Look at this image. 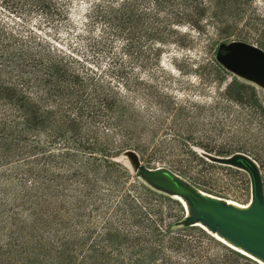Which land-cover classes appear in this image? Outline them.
I'll use <instances>...</instances> for the list:
<instances>
[{
	"label": "trees",
	"instance_id": "trees-1",
	"mask_svg": "<svg viewBox=\"0 0 264 264\" xmlns=\"http://www.w3.org/2000/svg\"><path fill=\"white\" fill-rule=\"evenodd\" d=\"M241 10L239 0H0V264H258L186 222L180 201L116 159L131 150L144 168L193 189L212 179L201 163L214 164L195 147L211 154L215 146L219 166H236L242 154L262 165L257 134L195 141L204 109L225 120H244L243 109L264 118L251 85L223 78L233 43H249L235 35ZM202 21L219 83L208 102L163 86L174 76L159 59L167 45L188 44L187 27ZM71 28L83 50L66 43Z\"/></svg>",
	"mask_w": 264,
	"mask_h": 264
},
{
	"label": "rangeland",
	"instance_id": "rangeland-1",
	"mask_svg": "<svg viewBox=\"0 0 264 264\" xmlns=\"http://www.w3.org/2000/svg\"><path fill=\"white\" fill-rule=\"evenodd\" d=\"M241 12L237 17L236 36L247 37L246 45L233 43L231 51L228 56L223 58L221 62L223 69V78L228 81L231 77L238 81L249 84L253 87L255 94L264 107V46L259 47V43L264 41V0H239ZM83 6H78V2L74 1L70 9V16L77 27L81 28L84 17ZM205 24L199 30L195 27L193 29L187 27L186 31L192 35L187 39L185 46L167 45L162 49L160 54V66L174 77L164 81L165 86L172 93L188 95L197 102H208L216 96L217 86L219 83L213 79V48L214 45H209V39L213 37L211 25L202 21L201 25ZM196 25V24H195ZM184 27V26H183ZM75 29L71 28L68 33L67 44H76L78 47L86 48V41L78 39L75 35ZM211 37V38H210ZM259 39L258 45L255 40ZM62 45L65 44L62 42ZM231 46V45H230ZM67 48V45H66ZM105 62V60L103 61ZM134 72H138L139 68L133 65ZM153 71V68L144 67V71H139V74L145 75ZM223 85V83H222ZM139 103V99H137ZM207 109L198 114V121L201 122L195 126V141L205 144L208 141L204 139L203 135H212L215 143H221L227 136L241 135L250 137L257 134V141H259L262 148V155L260 162L262 165H257L250 156L242 154L251 166L253 176L248 169L239 164L217 165L216 161H223L220 156L213 155L215 146L210 147L211 154L195 147L197 157L202 159H209L213 161V166L202 164L205 167L206 175L212 179L205 180V188L193 189V187L180 177L173 176V178L164 174L160 170H152L144 168L137 155L131 150L122 151L117 156V161L121 163L131 176L137 182L144 186L166 195L176 194L173 179L184 183L186 187L192 191L193 200H201L206 203H212L222 207L230 208L227 202H235L240 205H248L247 208L240 211L245 212L252 208L253 205V188L254 182L257 181L259 193L264 205V118L257 117L246 109H243L239 116L244 117V120H232L233 115H230V120L214 118L208 116ZM220 121H218V120ZM261 119V120H260ZM211 127V129H210ZM243 130V132H241ZM246 132H245V131ZM258 132V133H257ZM225 137V138H224ZM211 145V144H210ZM201 152L203 156L199 155ZM239 165V166H237ZM210 174V175H209ZM204 190V191H203ZM204 192L212 196H206L200 193ZM176 199V198H175ZM189 215L184 217L186 222L195 223L197 214L194 205L189 201ZM198 227V226H197ZM201 228V227H199ZM207 235L211 236L212 227L207 225V228H201Z\"/></svg>",
	"mask_w": 264,
	"mask_h": 264
},
{
	"label": "water",
	"instance_id": "water-1",
	"mask_svg": "<svg viewBox=\"0 0 264 264\" xmlns=\"http://www.w3.org/2000/svg\"><path fill=\"white\" fill-rule=\"evenodd\" d=\"M239 159V165L248 169L255 176L248 161L242 155H239ZM181 193L183 194L180 195L194 205L196 219L211 226L212 230L216 229L224 236L237 240L243 247L264 258V205L256 180L253 188L252 208L245 212L201 200H193V193L187 192L184 188Z\"/></svg>",
	"mask_w": 264,
	"mask_h": 264
},
{
	"label": "bare ground",
	"instance_id": "bare-ground-1",
	"mask_svg": "<svg viewBox=\"0 0 264 264\" xmlns=\"http://www.w3.org/2000/svg\"><path fill=\"white\" fill-rule=\"evenodd\" d=\"M201 156L202 153L201 152H198ZM201 194L203 195H206V196H212L210 194H207V193H204V192H201ZM172 197L178 199V201H180V203L182 204L183 208H184V212H185V215L188 216L189 215V202L188 200L183 197L182 195L180 194H171ZM227 205L235 210H241V209H245L248 207V205H240V204H237L235 202H227ZM196 226H199V227H202L204 229L207 228V225L201 221L200 219H195V223H194ZM211 235L216 238L217 240H219L220 242H222L223 244L227 245L228 247L236 250V251H239L240 253H243L244 255L250 257L251 259L255 260L258 264H264V258L260 257L259 255L251 252L250 250H248L247 248L243 247L237 240H234L232 238H229L227 236H224L222 233H220L218 230L216 229H213L211 230Z\"/></svg>",
	"mask_w": 264,
	"mask_h": 264
}]
</instances>
